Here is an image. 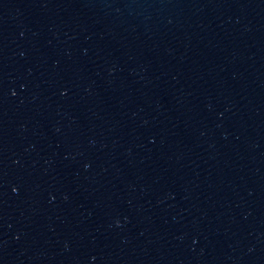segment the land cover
I'll return each mask as SVG.
<instances>
[{
  "label": "water",
  "instance_id": "95a60500",
  "mask_svg": "<svg viewBox=\"0 0 264 264\" xmlns=\"http://www.w3.org/2000/svg\"><path fill=\"white\" fill-rule=\"evenodd\" d=\"M0 264H264V0H0Z\"/></svg>",
  "mask_w": 264,
  "mask_h": 264
}]
</instances>
